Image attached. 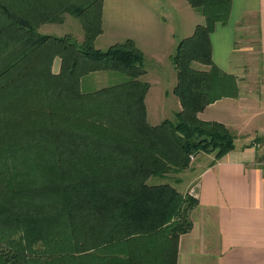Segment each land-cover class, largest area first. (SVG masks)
<instances>
[{
	"label": "trees",
	"instance_id": "trees-1",
	"mask_svg": "<svg viewBox=\"0 0 264 264\" xmlns=\"http://www.w3.org/2000/svg\"><path fill=\"white\" fill-rule=\"evenodd\" d=\"M186 1L204 23L171 56L180 109L152 125L142 51L131 39L95 47L103 0H0V264H176L193 227L186 200L149 180L199 151L231 152L230 129L198 115L238 96L210 41L231 0ZM65 14L80 22L81 41L39 34ZM99 72L124 79L82 90Z\"/></svg>",
	"mask_w": 264,
	"mask_h": 264
},
{
	"label": "crops",
	"instance_id": "crops-1",
	"mask_svg": "<svg viewBox=\"0 0 264 264\" xmlns=\"http://www.w3.org/2000/svg\"><path fill=\"white\" fill-rule=\"evenodd\" d=\"M191 13L196 15L194 9ZM104 19L102 11L103 32L95 41V47L103 51L127 39L108 37L104 48L97 45L106 35ZM146 19L140 14L139 25H144ZM192 20L180 21L177 45L180 38L192 35L197 25ZM248 30L255 31L256 50L243 37ZM211 34L214 65L235 78L238 96L215 101L199 117L219 122L241 137L245 118L259 112L260 93L264 91V0H231L227 21L217 23ZM148 75L145 73L143 79ZM175 82L169 84L172 90ZM148 98L149 92L146 105ZM146 110L148 118L147 106ZM234 139V149L199 174L198 205L191 214L193 227L179 239L176 264H264V179L258 167L263 150L255 144H238L235 135Z\"/></svg>",
	"mask_w": 264,
	"mask_h": 264
},
{
	"label": "rangeland",
	"instance_id": "rangeland-1",
	"mask_svg": "<svg viewBox=\"0 0 264 264\" xmlns=\"http://www.w3.org/2000/svg\"><path fill=\"white\" fill-rule=\"evenodd\" d=\"M184 6H189L185 0H103L102 2L105 27L107 24L105 29L107 37L105 35L102 38L103 43L99 41L97 45H101L104 48L108 37L127 38L133 40L135 45L142 51L145 73L149 74L147 77L145 76V81L149 85V98L147 101L149 117L147 119L150 124L153 122L160 123L165 119H172L179 109V100L174 94V89L172 90L173 87L171 88L169 84L174 79L177 80L176 70L172 65L173 63H171V56L175 53L177 47L175 37L181 29L180 21L185 19L186 22L188 19V22L192 23L193 18L196 24L204 23L202 15L196 12L193 17L192 9L187 7V10L184 11ZM140 14L147 18L144 25H139L138 23ZM248 31L252 32V34L250 35L249 32L247 36L243 37H246L244 38L246 41L249 39V45L256 50L255 31ZM38 32L39 34L58 37L72 35L79 41H81L83 36L80 22L69 14L64 15L62 23L56 22L41 25ZM180 39L182 40V38ZM59 65L60 60L57 58L53 63L52 69L54 73H57L59 68H61ZM197 66L206 68L202 65ZM122 79H124V76L120 73H94L82 80L81 88L84 91L92 92L101 87L113 85ZM260 96L259 112L256 114L251 113L245 118L244 131L241 132L242 136L240 137L238 133L235 134V132L229 131L239 139L238 144L247 143L249 146H254L255 144V147L262 152L264 145V91L260 93ZM234 142L237 141L234 139ZM259 151L258 153H260ZM188 158L189 161L186 167L177 170V172L173 171L165 176L163 175L162 178L152 177L149 183L152 185L168 183L173 187L186 200L188 217L192 221L191 214L198 205L196 195L199 174L206 167L220 159L216 158L213 153H205L204 151H199Z\"/></svg>",
	"mask_w": 264,
	"mask_h": 264
},
{
	"label": "built area",
	"instance_id": "built-area-1",
	"mask_svg": "<svg viewBox=\"0 0 264 264\" xmlns=\"http://www.w3.org/2000/svg\"><path fill=\"white\" fill-rule=\"evenodd\" d=\"M258 167L260 168V171H261L263 179H264V145H263V152H262V155H261V159L258 162Z\"/></svg>",
	"mask_w": 264,
	"mask_h": 264
}]
</instances>
